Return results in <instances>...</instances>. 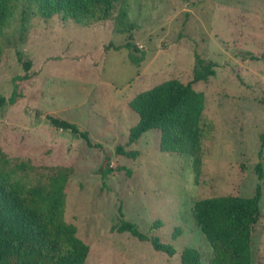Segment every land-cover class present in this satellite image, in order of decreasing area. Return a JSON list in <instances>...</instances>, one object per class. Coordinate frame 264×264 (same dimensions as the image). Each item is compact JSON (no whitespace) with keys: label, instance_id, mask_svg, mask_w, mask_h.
Returning a JSON list of instances; mask_svg holds the SVG:
<instances>
[{"label":"rangeland","instance_id":"1","mask_svg":"<svg viewBox=\"0 0 264 264\" xmlns=\"http://www.w3.org/2000/svg\"><path fill=\"white\" fill-rule=\"evenodd\" d=\"M124 6L125 20L114 13L81 27L15 1L0 36V95L8 98L12 79L25 73L17 51L32 65L28 78L16 81L17 101L0 107V152L22 164L32 184L68 172L64 219L89 246L84 264H181L186 246L206 264H219V252L194 225L192 206L200 198L252 196L259 183L252 264H264V0H126ZM195 54L216 63L214 76L192 85L205 98L198 162L161 152L157 130L125 146L139 151L135 158L115 153L139 119L129 101L167 79L190 82ZM50 114L87 132L92 146L53 126ZM106 155L112 171L104 175ZM121 218L173 244L176 253L118 232L113 227ZM176 227L181 233L173 239Z\"/></svg>","mask_w":264,"mask_h":264},{"label":"trees","instance_id":"2","mask_svg":"<svg viewBox=\"0 0 264 264\" xmlns=\"http://www.w3.org/2000/svg\"><path fill=\"white\" fill-rule=\"evenodd\" d=\"M16 0H0V36L12 15ZM32 3L43 18L59 15L81 27L106 20L116 13L117 20L127 19L126 0H24ZM188 1V0H184ZM121 22V21H120ZM130 26H134L132 23ZM135 48L131 42L124 44ZM1 52V49H0ZM22 62L23 75L12 79L13 88L8 98L0 95V107L14 104L19 98L17 80L28 78L32 62L22 61L20 51L16 52ZM216 63L195 54L193 77L183 83L177 78L167 79L150 89L136 94L130 101V108L138 115L137 123L129 130L125 145H117L114 152L135 158L139 151L126 150L125 146L135 143L150 130L160 133L161 152H178L188 155L193 163L201 149L204 134V94L193 88V83L207 80L216 74ZM264 103V98L261 99ZM56 128L69 130L92 146L88 133L65 119L48 115ZM263 139V135H261ZM263 148V142L259 155ZM110 156L106 155L100 172L107 175ZM127 167H119V170ZM258 179L263 178V165H255ZM68 172L59 170L48 175L44 181L30 183L22 164H10L7 156L0 152V264H84L89 246L76 234V226L64 219L65 184ZM262 187L258 183L252 196H213L195 200L191 216L194 225L200 229L209 247L219 252V264H252V244L255 225L260 217ZM118 232H129L139 240H150L156 251L169 256L176 253L171 243H165L158 236L149 237L135 223L121 218ZM181 229L176 227L172 238L176 239ZM181 264H206L201 252L191 246L180 252Z\"/></svg>","mask_w":264,"mask_h":264}]
</instances>
